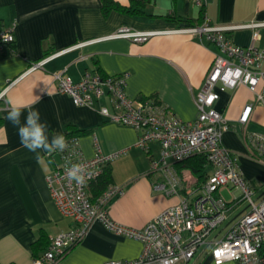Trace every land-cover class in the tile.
Returning a JSON list of instances; mask_svg holds the SVG:
<instances>
[{
  "label": "crops",
  "instance_id": "0c3cea01",
  "mask_svg": "<svg viewBox=\"0 0 264 264\" xmlns=\"http://www.w3.org/2000/svg\"><path fill=\"white\" fill-rule=\"evenodd\" d=\"M111 1L115 7L105 13L101 0H0V27L15 24L13 53L0 58V94L4 91L0 98V264H31L47 250L54 236L73 225L71 218L59 212L45 181L60 163L59 155L32 152L21 144L17 127L5 118L9 101L22 108V123L29 108L38 110L41 121L48 125L49 139L53 133L77 135L85 158L95 153L94 137L104 155L126 151L108 165V186L121 189L108 212L120 225L144 227L177 204L184 190L202 184L211 173L207 163L204 177L198 179L189 168L192 163L179 162L175 169L182 188L171 195L155 190L154 184L162 176L150 171V160L160 158L158 143L149 145L150 152L137 147L134 129L106 121L95 111L100 106L113 111L107 97L96 102L95 109L75 106L58 92L53 74L64 71L77 82L85 72L102 77L126 73L124 91L128 98L154 100L180 120L192 121L197 117L195 97L218 49L205 37L177 32L183 28L179 24L198 25L205 18L219 26L264 21V0H205L203 7L194 0H143L139 3L142 14L129 13L136 1ZM122 26L161 33L144 43L104 39ZM226 36L243 47L251 42L248 29ZM80 43L83 45L76 47ZM255 46L263 48L264 41H256ZM59 51L63 52L42 67L28 71L32 64ZM260 69L264 73V61ZM217 91L214 108L229 125L222 145L237 155L244 177L262 193L264 166L249 158L245 136L264 132V106L255 103L252 91L244 85L223 91L217 87ZM247 105L253 110L247 123L241 124L239 118ZM223 193L232 199L228 189L220 191L222 197ZM141 251L139 241L117 236L95 223L81 242L53 264L129 261ZM200 264L213 262L206 256Z\"/></svg>",
  "mask_w": 264,
  "mask_h": 264
},
{
  "label": "built area",
  "instance_id": "2783aa9c",
  "mask_svg": "<svg viewBox=\"0 0 264 264\" xmlns=\"http://www.w3.org/2000/svg\"><path fill=\"white\" fill-rule=\"evenodd\" d=\"M194 2L201 7L205 5V0ZM14 29L15 24L0 27V58L13 53ZM238 29L251 31L248 46H239L226 36ZM177 32L205 37L218 49L195 97L197 117L192 121L180 120L154 100L128 98L124 91L126 73L102 77L98 73L85 72L75 82L60 71L53 74V80L58 92L67 95L75 106L95 109V103L107 97L113 111L105 106L95 111L106 121L134 129L138 134L137 147L150 152L149 145L158 143L160 158L150 160V171L162 176L154 184L155 190L176 194L182 188V179L175 164L195 155L206 157L211 173L202 184L184 190L177 204L161 211L144 227L129 228L113 221L108 212L113 198L121 193L120 188L109 185L99 195L93 197L91 194V187L105 168L126 151L104 155L94 137L95 153L85 158L79 150L78 138H66L67 147L63 151L47 153L48 156L58 154L60 163L45 181L59 212L71 218L73 225L54 236L47 250L34 257L31 264H53L61 259L81 242L95 223L117 236L142 244L141 254L136 259L104 264H200L206 256L213 264H264V192L258 193L246 180L237 155L222 145V135L229 125L223 114L214 108L219 98L217 87L223 91L240 85L247 86L255 103L264 106V73L260 69L264 47L255 46L256 41H264V21L219 26L205 18L201 24L183 27ZM160 33L122 26L104 39L122 38L144 43ZM81 45L83 43L76 47ZM63 51L32 64L28 71L42 67ZM252 110V105L245 106L239 118L241 124L247 123ZM245 143L249 158L264 166V132L248 133ZM77 163L85 165L89 174L86 183L81 185L70 181L66 172ZM223 188L231 194L230 201L220 195ZM241 206L244 208L233 218ZM217 252L222 255L218 256Z\"/></svg>",
  "mask_w": 264,
  "mask_h": 264
},
{
  "label": "clouds",
  "instance_id": "9594fccd",
  "mask_svg": "<svg viewBox=\"0 0 264 264\" xmlns=\"http://www.w3.org/2000/svg\"><path fill=\"white\" fill-rule=\"evenodd\" d=\"M8 103L10 104V109L5 118L13 126L17 127L20 142L29 151L37 152L38 150H43L51 153L56 150L63 151L67 147L66 138L61 133H53L51 139H49L48 125L46 122L41 121V114L38 110L29 108L22 123V108L12 105L10 101ZM66 172L68 179L75 181L78 185L86 183L89 175L85 165L79 163L72 164L67 168Z\"/></svg>",
  "mask_w": 264,
  "mask_h": 264
},
{
  "label": "trees",
  "instance_id": "16d2710c",
  "mask_svg": "<svg viewBox=\"0 0 264 264\" xmlns=\"http://www.w3.org/2000/svg\"><path fill=\"white\" fill-rule=\"evenodd\" d=\"M136 1L134 3V5L131 7V10L129 11V13L131 14H142V10L139 8V3L142 2L143 0H133ZM102 2V7L103 10L105 11V13L108 12V10L110 8L115 7L113 2L111 0H101ZM178 23L179 20L175 19ZM201 24V23H200ZM199 25V24H198ZM191 26H196L190 23H183V24H179V27H191ZM70 137H77V135L74 134H70V133H66L65 134V138H70ZM184 161H188L190 163H192L191 165H189V168L191 170V173L196 176L198 179L204 177L203 171H204V167L207 164V160L206 157L203 155H195L192 156ZM182 161V162H184ZM109 184V172H108V166L105 168L102 176L98 179V181L93 184L92 187V195L95 197L97 195H99Z\"/></svg>",
  "mask_w": 264,
  "mask_h": 264
},
{
  "label": "rangeland",
  "instance_id": "374dc122",
  "mask_svg": "<svg viewBox=\"0 0 264 264\" xmlns=\"http://www.w3.org/2000/svg\"><path fill=\"white\" fill-rule=\"evenodd\" d=\"M261 183H263V185H264V180L261 182ZM262 191H264V186H262ZM259 192H261V191H258V193ZM223 195V198L225 199V200H227V201H230L231 200V198L230 197H228V195L226 194V193H223L222 194ZM230 199V200H229ZM245 205V204H244ZM244 208V206H241L240 208H239V210H237V212H240L242 209Z\"/></svg>",
  "mask_w": 264,
  "mask_h": 264
},
{
  "label": "snow or ice",
  "instance_id": "6c2138e0",
  "mask_svg": "<svg viewBox=\"0 0 264 264\" xmlns=\"http://www.w3.org/2000/svg\"><path fill=\"white\" fill-rule=\"evenodd\" d=\"M217 255H218V256L222 255V252H217Z\"/></svg>",
  "mask_w": 264,
  "mask_h": 264
}]
</instances>
